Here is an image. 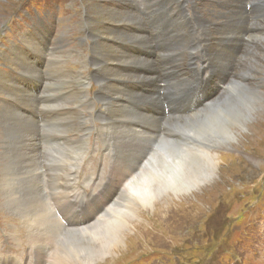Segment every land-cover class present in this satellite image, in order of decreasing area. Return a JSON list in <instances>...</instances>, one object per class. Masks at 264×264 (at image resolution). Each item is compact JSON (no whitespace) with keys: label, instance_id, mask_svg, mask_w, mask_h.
<instances>
[{"label":"rangeland","instance_id":"rangeland-1","mask_svg":"<svg viewBox=\"0 0 264 264\" xmlns=\"http://www.w3.org/2000/svg\"><path fill=\"white\" fill-rule=\"evenodd\" d=\"M121 1L0 0V52L18 40V45L0 53V66L8 70L0 69L7 72L0 74V256L17 264H40L36 257L42 254L45 264H61L66 237L91 226L107 229L124 215L128 224L117 246L108 252L75 240L80 244L75 246L73 263L264 264V119L258 122L259 137H251L246 128L228 145L197 139L182 129L192 122L189 118L209 111L212 101L229 91V84L238 82L264 95V69L259 67L264 65L259 56L264 54V6L245 7L251 0ZM206 2L209 8L200 6ZM218 2L235 5L223 8ZM111 3L116 13L108 8ZM119 5L124 10L118 11ZM219 9L222 20L215 18ZM87 13L98 23L89 21ZM108 22L115 25L105 34L109 40L96 46L87 34L99 35ZM254 49L260 51L258 58L252 57ZM160 52L169 55L163 67ZM190 53L195 68L190 66ZM246 60L256 66L252 78L239 69ZM196 88L210 94L203 103H208L204 107L208 110L182 111L185 101L179 103L180 96ZM80 89L90 100L83 99ZM137 130L154 140L143 139ZM151 143L161 149L150 160L153 169L171 154L181 158L184 153H210L218 163L215 176L205 184L209 186L197 188L190 197L164 192L153 206H144L130 193L132 182L143 179V169L88 228L65 221L72 219V212L85 216L99 207L116 185L111 175L114 161L136 164ZM129 147L136 148L132 156ZM82 152L83 163L73 175L72 166ZM17 198L20 204L10 205ZM37 198L42 210L52 213L42 211L43 229L29 223L34 214H29L26 202L35 203Z\"/></svg>","mask_w":264,"mask_h":264},{"label":"bare ground","instance_id":"bare-ground-1","mask_svg":"<svg viewBox=\"0 0 264 264\" xmlns=\"http://www.w3.org/2000/svg\"><path fill=\"white\" fill-rule=\"evenodd\" d=\"M168 1V0H167ZM191 3V2H190ZM173 4V3H172ZM175 4V3H174ZM173 4V5H174ZM240 5V4H239ZM246 5V4H245ZM261 7V6H260ZM196 8V7H195ZM110 9V8H109ZM128 9V8H127ZM176 9V8H175ZM111 10V9H110ZM124 10V9H123ZM183 10V9H182ZM100 11V10H99ZM119 11V10H118ZM171 11V10H170ZM187 11V10H186ZM116 13V11H113ZM179 12V11H178ZM183 12V11H181ZM165 13V12H164ZM167 13V12H166ZM240 14V13H239ZM105 15V14H104ZM164 15V14H163ZM237 15V14H236ZM256 15V14H255ZM262 15V14H261ZM126 16V14H125ZM128 16V15H127ZM261 17V16H260ZM150 18V17H149ZM187 18V17H186ZM200 18V17H199ZM230 18V17H229ZM139 19V18H138ZM137 19V20H138ZM241 19V18H240ZM243 19V18H242ZM263 19V18H262ZM161 20V19H160ZM172 20V19H171ZM225 20V19H224ZM255 20V19H254ZM261 20V19H260ZM109 21V20H108ZM242 21V20H241ZM166 22V21H165ZM236 22V21H235ZM243 22V21H242ZM241 22V23H242ZM246 22V21H244ZM258 22V21H257ZM98 23V22H97ZM152 23V21H151ZM132 24V23H131ZM157 24V23H156ZM243 24V23H242ZM259 24V23H258ZM128 25V24H127ZM227 25V24H226ZM225 25V26H226ZM243 26V25H242ZM251 26V25H250ZM259 26V25H258ZM249 27V26H248ZM255 27V26H254ZM211 28V27H210ZM240 30V29H239ZM149 31V30H148ZM222 31V30H221ZM259 31V30H258ZM103 32V31H102ZM116 32V31H115ZM169 32V31H168ZM212 32V31H211ZM236 32V31H235ZM176 33V32H175ZM204 33V32H203ZM110 34V33H109ZM166 34V33H165ZM222 34V33H221ZM262 34V33H261ZM90 35V34H89ZM157 35V34H156ZM159 35V34H158ZM164 35V34H163ZM167 35V34H166ZM122 36V35H120ZM162 36V35H161ZM179 36V34H178ZM163 37V36H162ZM171 37V36H170ZM121 38V37H120ZM119 38V39H120ZM261 38V37H260ZM177 39V38H176ZM193 39V38H192ZM236 39V38H235ZM109 40V39H108ZM125 40V39H124ZM168 40V39H167ZM194 40V39H193ZM205 40V39H204ZM258 40V39H257ZM115 41V40H114ZM132 40H130L131 42ZM198 41V39H197ZM123 42V41H122ZM129 42V41H128ZM129 42V43H130ZM168 42V41H167ZM234 42V41H233ZM260 42V39L258 40ZM263 42V41H262ZM104 43V42H103ZM200 43V41H199ZM198 43V44H199ZM127 44V43H126ZM194 44V43H193ZM129 45V44H128ZM171 45V44H170ZM173 45V44H172ZM213 45V44H212ZM32 46V45H31ZM97 46V45H96ZM255 47V46H254ZM108 48V47H107ZM253 48V47H252ZM115 49V48H114ZM118 49V48H117ZM198 49V48H197ZM112 50V49H111ZM192 50V49H191ZM104 51V50H103ZM116 51V50H115ZM253 51V52H252ZM254 58H258L257 54L260 52L257 49L252 50ZM46 52V51H45ZM53 52V51H52ZM102 52V51H101ZM100 52V53H101ZM217 52V51H216ZM225 52V51H224ZM68 53V52H67ZM200 53V52H199ZM19 54V53H18ZM40 54V53H39ZM53 54V53H52ZM115 54V53H114ZM112 54V55H114ZM201 55V54H200ZM42 56V55H41ZM109 56V55H108ZM115 56V55H114ZM251 56V55H250ZM260 60L264 62V54H259ZM43 57V56H42ZM54 57V56H53ZM190 66L192 68H195L194 65V53H190ZM211 57V56H210ZM99 58V57H98ZM113 58V57H112ZM97 59V58H96ZM127 59V58H126ZM45 60V59H44ZM88 60V59H87ZM93 60V59H92ZM100 60V59H99ZM105 60V59H104ZM117 60V59H116ZM115 60V61H116ZM122 60V59H120ZM124 60V58H123ZM29 61V60H28ZM98 61V60H97ZM211 61V60H210ZM220 61V60H219ZM51 62V60H50ZM244 62V61H243ZM255 62V59L253 60ZM253 62L250 60H246L242 66H240L241 72L244 74V76L248 78H252V69L256 68V66H253ZM257 62V61H256ZM116 63V62H115ZM232 63V62H231ZM259 63V62H258ZM257 63V64H258ZM26 64V63H25ZM47 64V63H46ZM134 64V63H133ZM260 64V63H259ZM258 64V65H259ZM110 65V64H109ZM152 65V64H151ZM221 65V64H220ZM26 66V65H25ZM106 66V65H105ZM104 66V67H105ZM239 66V65H238ZM100 67V66H99ZM117 67V66H116ZM163 67V66H162ZM260 68L264 69V65H259ZM32 68V67H31ZM35 68V67H34ZM80 68V67H79ZM247 68V69H245ZM100 69V68H99ZM262 70V69H261ZM33 71V70H32ZM103 71V70H102ZM113 71V69H112ZM263 71V70H262ZM168 73V72H167ZM106 74V73H105ZM252 74V75H251ZM33 75V74H32ZM34 76V75H33ZM69 76V75H68ZM92 76V75H89ZM96 76V75H95ZM107 76V74H106ZM121 76V75H120ZM234 76V75H233ZM250 76V77H249ZM75 77V76H74ZM78 77V76H76ZM8 78V77H7ZM46 78V77H45ZM79 79L81 77H78ZM93 78V77H92ZM135 78V77H134ZM232 78V77H231ZM30 79V78H29ZM126 79V78H125ZM82 80V79H81ZM92 80V79H91ZM109 80V79H108ZM123 80V79H122ZM6 81V80H5ZM76 81V80H75ZM78 81V79H77ZM76 81V82H77ZM80 81V80H79ZM78 81V82H79ZM170 81V80H169ZM182 81V80H181ZM200 81V79H199ZM233 81V80H232ZM250 81V80H249ZM50 82V81H49ZM81 82V81H80ZM85 82V81H83ZM119 82V81H118ZM201 82V81H200ZM45 83V82H44ZM82 83V82H81ZM172 83V82H171ZM232 83V82H231ZM234 83V82H233ZM238 82H236L237 84ZM16 84V83H15ZM41 84V82H40ZM235 84V83H234ZM232 84V85H234ZM232 87V85L229 84V91L227 93H224L217 97L214 101H212V105L210 106V110L205 112L199 117H191L189 120L192 122L186 123L182 126V129H184L189 134L191 133L194 137L199 139L200 137L204 140H207L208 142L212 144L218 145V143H222L224 145H228L231 141L236 140L237 135L239 132L248 130L246 128H249L251 131V137L259 136L257 135V132L261 129L259 125V120L264 119V95L257 93L256 91H251L249 88L245 86H241L240 84H237ZM225 85V84H224ZM12 86V85H11ZM88 86V85H87ZM44 87V86H43ZM86 87V86H85ZM102 87V86H101ZM225 87V86H224ZM19 88V87H18ZM173 88V87H172ZM188 88V87H187ZM199 88V87H198ZM196 88L193 93L183 94L180 96V101H185V103L180 106V109L184 112H200L202 110H208L204 107L207 106L208 103H203L207 100V97L210 96V94L201 91L200 89ZM16 89V88H15ZM179 89V88H177ZM11 90V89H10ZM70 90V89H69ZM104 90V89H103ZM102 91V90H101ZM188 91V90H187ZM59 92V91H58ZM222 92V91H221ZM226 92V91H224ZM26 93V92H25ZM42 93V92H41ZM22 94V93H20ZM46 94V93H45ZM50 94V93H49ZM60 94V93H59ZM264 94V93H263ZM27 95V94H26ZM174 95V94H173ZM19 96V94H18ZM27 97V96H26ZM47 97V95H46ZM50 97V96H49ZM110 97V96H109ZM127 97V96H126ZM43 98V97H42ZM53 98V97H51ZM66 98V97H65ZM103 98V97H102ZM125 98V97H124ZM178 98V97H177ZM14 99V98H13ZM17 99V98H16ZM85 99V98H83ZM114 99V98H113ZM36 100V99H35ZM119 100V99H118ZM121 100V99H120ZM128 100V99H127ZM49 101V100H48ZM110 101V100H109ZM151 101V100H150ZM37 102V101H36ZM56 102V101H55ZM59 102V101H58ZM62 102V101H61ZM87 102V101H86ZM158 102V101H157ZM57 103V102H56ZM101 103V102H100ZM123 103V102H122ZM150 103V102H148ZM153 103V102H151ZM42 104V102H41ZM44 104V103H43ZM83 104V103H82ZM103 104V103H102ZM106 104V103H104ZM120 104V103H119ZM157 104V103H156ZM210 104V103H209ZM29 105V104H28ZM37 105V104H36ZM39 105V104H38ZM107 105V104H106ZM112 105V104H111ZM41 106V105H39ZM53 106V105H50ZM122 106V104H121ZM203 106V107H202ZM1 107V106H0ZM45 107V106H44ZM60 107V106H59ZM108 107V106H107ZM132 107V106H131ZM201 107V108H200ZM38 108V107H37ZM93 108V107H92ZM135 108V107H134ZM179 109V110H180ZM44 110V109H43ZM47 110V109H46ZM50 110V109H49ZM68 110V109H67ZM80 110V109H79ZM136 109H134L135 111ZM6 112V111H5ZM9 112V111H8ZM16 112V111H15ZM113 113V112H112ZM15 114V113H14ZM18 114V113H17ZM81 114V113H80ZM140 114V113H139ZM200 114V113H199ZM19 115V114H18ZM94 115V114H93ZM92 115V116H93ZM117 115V114H116ZM19 117V116H18ZM24 117V116H23ZM114 117V116H113ZM248 117V118H247ZM255 117V119H254ZM69 118V117H68ZM87 118V117H86ZM85 118V119H86ZM9 119V118H8ZM107 119V118H106ZM254 119L253 123L250 124L251 120ZM93 120V119H91ZM175 120V119H174ZM183 120V119H182ZM185 120V119H184ZM12 121V120H10ZM24 121V120H23ZM66 121V120H65ZM116 121V120H115ZM257 121V122H256ZM19 122V121H18ZM106 122V121H105ZM245 122H247L245 124ZM2 123V122H1ZM4 123V122H3ZM35 123V121H34ZM53 123V122H52ZM87 123V122H86ZM103 123V122H102ZM113 123V122H112ZM117 123V122H116ZM178 123V122H176ZM258 123V124H257ZM19 124V123H18ZM91 124V122H90ZM172 124V123H171ZM174 124V123H173ZM8 125V124H7ZM13 125V124H12ZM37 125V124H36ZM177 125V124H176ZM180 125V124H179ZM21 126V124H20ZM52 126V124H51ZM173 126V125H172ZM17 127V126H16ZM15 127V128H16ZM61 127V126H59ZM170 127V126H169ZM7 128V127H6ZM13 128V127H12ZM64 128V124H63ZM107 128V127H106ZM65 129V128H64ZM63 129V130H64ZM80 130V129H79ZM172 130V129H171ZM20 131V130H19ZM17 131V132H19ZM22 131V130H21ZM52 131V130H51ZM110 131V130H109ZM177 131V130H176ZM183 131V130H182ZM32 132V131H31ZM105 132V131H104ZM117 132V131H116ZM139 135L142 136L143 139H149L154 140L152 137H149V135L146 134V131L139 132L138 130L135 131ZM83 133V132H82ZM85 133V132H84ZM88 133V132H87ZM103 133V132H102ZM119 133V132H118ZM260 133V132H258ZM185 134V133H184ZM190 134V135H191ZM6 136V134H5ZM180 136V135H179ZM14 137V136H13ZM87 137V136H86ZM138 137V136H136ZM32 138V137H31ZM106 139V137H104ZM121 138L120 137V141ZM104 139V141H105ZM108 139V138H107ZM195 139V138H194ZM25 140V139H24ZM89 141V140H87ZM101 141V140H100ZM109 141V140H108ZM167 142V141H166ZM20 143V142H19ZM118 143V142H117ZM107 144V143H106ZM150 144V142H149ZM200 144V143H199ZM14 145V144H13ZM42 145V144H41ZM54 145V144H53ZM83 145L85 147V141H83ZM113 145V144H112ZM119 145V144H118ZM167 145V144H166ZM188 145V144H187ZM192 145V143H191ZM5 147V145H3ZM60 146V145H59ZM69 146V145H68ZM79 146V145H78ZM114 146V145H113ZM151 148L148 147L144 150V152L140 155V160L134 164H125L122 161L116 160L112 164L111 167V175L114 176L115 187L110 191L108 197H106L99 207H97L94 211H91L89 215L85 216H79L77 212H72V216L70 220L65 219V221L69 224L73 223V226H76L78 228H88L91 224H93L95 219H97L101 212L108 208L110 201L115 197L116 195L120 194L124 189H126L127 185L130 184V181H132L137 174H139L143 169H145L143 172V179L141 181H137V183L132 182L130 185L131 188V195L133 196V199L135 198V201L137 203H140L144 206H153L154 200L160 195L165 193H172L175 196H181L184 197L188 195L190 197V194L192 191H195L197 188H200L201 186H204L201 188V190H204L209 185L206 182L215 176L217 172V163L216 159L214 157L206 152L203 151L199 155H193L188 156L189 154L184 153L185 156L177 157L173 156L171 154V157L165 159L162 162V166H157L155 169H153L151 166V161L154 160L157 156H159V148L156 149L153 143H151ZM194 146V145H193ZM204 146V145H203ZM8 147V146H7ZM48 147V146H47ZM106 147V146H105ZM165 147V146H164ZM163 147V148H164ZM184 147V146H183ZM195 147V146H194ZM14 148V147H13ZM42 148V147H41ZM112 148V147H111ZM119 148V147H118ZM168 148V147H167ZM178 148V147H177ZM10 149V148H9ZM23 149V148H22ZM201 149V148H200ZM204 149V148H203ZM24 150V149H23ZM44 150V149H43ZM168 150V149H167ZM13 151H15L13 149ZM19 151V150H18ZM61 151V150H60ZM176 151V150H175ZM188 151V150H187ZM2 152V151H1ZM21 152V151H20ZM23 152V151H22ZM21 152V153H22ZM36 152V151H35ZM58 152V151H57ZM162 152V151H161ZM179 152V151H177ZM62 151L60 152V154ZM122 153V152H121ZM136 153V148L129 147L128 149V155L132 156ZM4 154V153H3ZM14 154V153H13ZM23 154V153H22ZM39 154V153H37ZM158 154V155H157ZM168 154V153H167ZM70 155V153H69ZM68 155V156H69ZM84 152L81 153V156L77 158L76 162L74 160V164L71 169V174H76L83 163V157ZM121 155V154H120ZM163 155V154H162ZM215 155V154H214ZM13 156V155H11ZM15 156V155H14ZM57 156V155H55ZM59 156V155H58ZM9 157V156H8ZM53 157V156H52ZM61 157V156H60ZM59 157V161H60ZM161 157V156H160ZM7 159V157H5ZM11 158V157H10ZM15 158V157H14ZM39 158V157H38ZM159 158V157H158ZM25 159V158H24ZM54 159V158H53ZM56 159V158H55ZM62 159V158H61ZM161 159V158H160ZM32 160V159H31ZM151 160V161H150ZM158 160V159H157ZM11 161V159H10ZM27 161V160H26ZM34 161V160H33ZM56 161V160H55ZM150 161V162H149ZM20 162H22L20 160ZM36 162V161H35ZM52 163L53 160H51ZM149 162V163H148ZM8 163V162H7ZM27 163V162H26ZM50 163V164H52ZM124 163V164H120ZM146 163L147 166L145 165ZM156 163V162H155ZM57 164V163H55ZM53 164V165H55ZM61 164V163H60ZM71 164L69 166H71ZM5 165V164H4ZM17 165V164H16ZM59 165V163H58ZM62 165V164H61ZM75 165L77 167H75ZM156 165V164H155ZM38 166V165H37ZM65 166V165H64ZM146 166V167H145ZM36 167V165H35ZM34 167V168H35ZM55 167V166H54ZM139 167L141 169H139ZM16 168V167H15ZM22 168V167H21ZM33 168V170H35ZM11 169V168H10ZM14 169V167H13ZM32 169V168H30ZM39 169V168H38ZM36 169V170H38ZM53 169V168H52ZM55 169V168H54ZM53 171V170H52ZM2 172V171H1ZM7 172V171H5ZM27 172V171H26ZM40 172V171H39ZM4 173V172H3ZM12 173V172H11ZM20 173V172H19ZM59 173V172H58ZM70 173V172H69ZM1 174V173H0ZM9 174V173H8ZM142 174V173H141ZM5 175V174H4ZM13 175V174H12ZM3 177V175H2ZM22 177V176H21ZM13 178V177H12ZM24 178V176H23ZM36 178V177H35ZM7 179V177H6ZM25 179V178H24ZM3 180V179H2ZM12 180V179H11ZM36 180V179H35ZM7 181V180H6ZM14 181V180H13ZM4 182V181H2ZM10 183V182H9ZM8 183V184H9ZM68 183V182H67ZM19 184V183H18ZM40 184V183H39ZM23 185V184H22ZM26 185V182H25ZM13 186V185H12ZM42 186V185H41ZM2 187V186H1ZM15 188V187H14ZM23 188V187H22ZM21 188V190H22ZM209 188V187H208ZM24 189V188H23ZM129 189V188H128ZM8 190V189H7ZM16 190V189H15ZM200 190V191H201ZM210 190V189H209ZM36 191V190H35ZM3 192V190H2ZM12 193V192H11ZM34 194V193H32ZM38 194V192H37ZM204 194V193H203ZM17 195V194H16ZM30 195V194H29ZM35 195V194H34ZM43 195V194H42ZM41 195V196H42ZM195 197V194H193ZM31 196V195H30ZM29 196V197H30ZM33 196V195H32ZM31 196V197H32ZM19 197V196H18ZM22 197V196H21ZM27 197V196H26ZM23 199L25 197H22ZM5 199V198H4ZM9 200V198H7ZM33 199V198H32ZM35 201V200H34ZM20 204L19 198L15 199L14 202H11L10 205L13 207H16V204ZM42 200L40 198H37L36 202L29 203L26 202V204L30 207L29 214H34L31 219L29 220V223L38 226L43 229V223H42V211L51 213L48 208H44L42 210ZM131 204V203H130ZM5 205V204H4ZM9 205V203H8ZM120 205V204H119ZM121 206V205H120ZM127 206V204H126ZM136 206V204H135ZM130 207V206H129ZM132 208V207H131ZM9 209V208H8ZM13 210V208H12ZM120 210V209H118ZM130 210V209H129ZM26 212V211H25ZM24 212V213H25ZM66 212V211H65ZM46 214V213H45ZM52 214V213H51ZM66 214V213H65ZM107 214V213H106ZM111 214V213H110ZM119 215V214H118ZM122 215V214H121ZM131 215V214H130ZM114 216V215H113ZM46 217V215H45ZM106 217V216H105ZM102 218V217H101ZM115 218V217H114ZM29 219V218H28ZM27 220V218H26ZM28 222V221H27ZM98 224V223H97ZM111 224V223H110ZM128 224L127 221L124 219V215L116 219L114 224H111V227L107 229H96L94 226H91V228H88L86 230L80 229V231H74V235L70 234L69 237L65 238V243L63 246V253L61 256V264H74L75 260L72 259L73 255L75 256L76 253V247L78 244L75 240H81V244H83L85 241H87L88 244H97L99 247V250H110L115 245L117 246L120 243V234L122 229L125 227V225ZM101 225V224H100ZM58 226V225H56ZM55 226V227H56ZM38 228V229H40ZM51 228V227H50ZM45 229V228H44ZM47 230V229H46ZM49 230V229H48ZM36 231V230H35ZM37 233V232H36ZM51 233V232H50ZM73 233V232H72ZM49 235V234H48ZM61 235V234H60ZM48 237V236H47ZM58 237V236H57ZM63 239V238H62ZM33 242H36V237L32 239ZM53 241V239L51 240ZM50 241V242H51ZM49 242V241H48ZM56 244V242H54ZM92 245V244H91ZM58 246V245H57ZM90 247V246H89ZM84 250V249H83ZM98 251V249H96ZM96 251V252H97ZM109 252V251H108ZM41 253V252H40ZM52 253V252H51ZM86 253V252H85ZM92 253V252H91ZM105 253V252H104ZM89 254V253H88ZM1 255V254H0ZM81 255V254H80ZM92 255V254H91ZM101 256V255H100ZM38 261L41 262L40 264H45V261L43 260L42 254H38L36 257ZM93 259V258H92ZM97 259V258H96ZM1 264H17L13 260L4 259L2 256H0ZM60 261V260H59ZM74 262V263H73ZM84 262V261H83ZM78 263V262H77ZM51 264H54L52 262ZM58 264V263H57Z\"/></svg>","mask_w":264,"mask_h":264},{"label":"flooded vegetation","instance_id":"flooded-vegetation-1","mask_svg":"<svg viewBox=\"0 0 264 264\" xmlns=\"http://www.w3.org/2000/svg\"><path fill=\"white\" fill-rule=\"evenodd\" d=\"M94 21H97V22H98L99 20H98V18H95ZM95 36H98L99 38L101 37V36H99V35H97V34H96Z\"/></svg>","mask_w":264,"mask_h":264}]
</instances>
